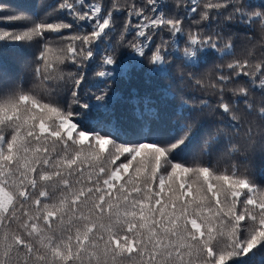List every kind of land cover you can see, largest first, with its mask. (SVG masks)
I'll return each mask as SVG.
<instances>
[{
    "label": "snow or ice",
    "instance_id": "1",
    "mask_svg": "<svg viewBox=\"0 0 264 264\" xmlns=\"http://www.w3.org/2000/svg\"><path fill=\"white\" fill-rule=\"evenodd\" d=\"M183 6L185 15L176 16L160 11L157 0L127 5L117 43L130 49L129 62L118 60L111 43L102 47L114 29L113 13L125 10L116 2L105 9L100 0H60L53 11L73 23H49L50 14L0 16L31 23L26 31H4L0 40L41 43L38 83L0 85V264H264V187L231 163L237 155L264 154V100L257 105L252 98L256 91L264 96V52L235 58L232 43L213 28L244 25L259 35L253 48L264 47V5L190 0ZM74 24L80 31L65 37L60 30ZM46 32L69 43L53 49ZM208 54L234 57L217 65L208 83L189 77L215 97L214 107L205 98L193 101V110L210 108L219 117L215 137L192 147L190 117L165 135L169 102L150 95L130 98L133 118L121 123L123 100L112 85L132 67L147 61L150 72H167L173 59L196 66ZM97 58L103 86L82 96L83 69ZM69 61L76 72L65 74ZM68 80L70 96L61 98ZM220 137L229 158L223 169L203 159Z\"/></svg>",
    "mask_w": 264,
    "mask_h": 264
},
{
    "label": "trees",
    "instance_id": "2",
    "mask_svg": "<svg viewBox=\"0 0 264 264\" xmlns=\"http://www.w3.org/2000/svg\"><path fill=\"white\" fill-rule=\"evenodd\" d=\"M59 2L60 0H0V5H3L0 16H27L31 18L37 14L41 17L50 14L47 18V22L49 23H59L61 21L73 23L67 13L53 11V8ZM100 2L105 9L113 2L118 3L125 9L113 13L114 29L102 47H106L108 43H111L115 47L118 60L129 62L131 60L130 49L117 42L120 39L121 33L124 31V23L128 18L126 7L132 0H100ZM245 2L255 10H260L261 5H264V0H245ZM135 3L138 6H143L145 0H135ZM177 3H180L182 6L177 7ZM188 3H190V0H157V7L165 15L184 16L185 7L183 5ZM148 14L151 15V12ZM138 22L133 17V24ZM189 23L190 21H186V25ZM30 27V21L23 19L13 22L0 21V34L4 31H26ZM213 28L223 33L225 41L232 43L235 58L242 59L248 50H251L256 57H259L264 52V47L261 45H257L255 48L252 46L253 38L256 40L259 39L258 33L244 25L234 24L217 28L213 24ZM60 31L65 37H69L73 33L80 31V29L74 24L72 30L61 29ZM45 35L49 40V47L53 49L64 47L69 43L67 40H57L54 33L46 32ZM133 35L134 29H130L129 33L125 34V43L127 40H131ZM163 35H165L166 39H169L166 34ZM159 39V36L155 37L157 43ZM39 41V37H33L31 40L24 41L0 40V72L5 73V78L0 79V85L5 82V79L19 84L23 88H32L38 83V79L34 75V68L35 60L41 47ZM76 43L78 44L79 42L77 41ZM180 45L182 51L185 42L181 40ZM60 54L59 52L55 53V55ZM52 55L50 54V58ZM233 58V56H225L222 59L218 54H208L196 66L188 65L182 59H173L172 63L168 66L167 72L160 73L150 72L149 68L151 66L147 61H145L142 67H132L125 78H121L118 83L112 85L116 90L117 96L123 100V103L118 104L117 117L123 125L127 126L133 118L132 108L128 103L130 98L143 95L160 97L162 100L169 102L168 108L170 116L161 126L165 135L176 132L178 124L183 123L184 118L190 117L196 122L195 134L192 137V147L199 145L204 140L215 137L217 135V128L222 127L218 123L219 117L213 115L210 108H205L203 112L199 111L198 107L197 110H193V101H196V105H198V98L208 99L209 104L214 107L215 97L199 91L195 87L194 81L190 80L189 77L203 79L205 83H208L211 79L215 78L216 66L221 64L226 65ZM97 62L98 58L97 60L88 62L83 69L86 74V79L81 87L80 94L82 96L89 95L91 92L96 91L98 87L103 86L100 84L99 78L95 75ZM62 67L65 74L76 72V68L70 61L66 62V66ZM61 86V98L70 96L71 81L68 80L66 86L63 83ZM45 87H47V83ZM252 98L257 105L264 100V96L259 91L254 92ZM185 102H187V106H183ZM224 140V137H220V142L212 140V147L209 154L203 157L205 161H210L222 169L227 168L229 163V158L224 157L220 151ZM231 163L245 166L250 174V179L255 185L257 187H264V154L257 151L248 156L247 159L244 156L237 155L231 158Z\"/></svg>",
    "mask_w": 264,
    "mask_h": 264
}]
</instances>
